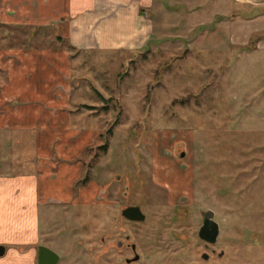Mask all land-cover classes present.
Segmentation results:
<instances>
[{
    "label": "rangeland",
    "instance_id": "1",
    "mask_svg": "<svg viewBox=\"0 0 264 264\" xmlns=\"http://www.w3.org/2000/svg\"><path fill=\"white\" fill-rule=\"evenodd\" d=\"M7 1L0 0V9L9 8ZM152 13L149 46L130 52H76L66 41L57 44L50 26L10 25L4 42L0 22V120L11 79L24 77L23 50H60L71 61L73 80L67 81L75 88L62 83L61 94L70 100V133L90 137L74 144V155L41 164V127L0 126V184L10 176L17 185L19 174L31 167L37 180L31 191H1L0 224L11 223V241L36 237L35 231L39 237H99L102 220L112 225L117 214L126 177L132 197L142 194L149 215L137 237L168 233L172 226L190 235L198 210L211 209L220 225L219 249L226 251L218 264H264V52L231 45L232 22L264 15V0H155ZM262 38L264 31L254 33L248 49ZM181 153L185 159L175 166ZM195 162L200 169L191 174L187 165ZM68 169L75 176L69 200L51 177ZM163 176L173 178L171 197H189L191 222L163 221L168 195L151 184L153 177L164 183ZM30 247L11 242L1 260L12 263Z\"/></svg>",
    "mask_w": 264,
    "mask_h": 264
},
{
    "label": "crops",
    "instance_id": "2",
    "mask_svg": "<svg viewBox=\"0 0 264 264\" xmlns=\"http://www.w3.org/2000/svg\"><path fill=\"white\" fill-rule=\"evenodd\" d=\"M7 2H9L7 10L11 14L8 17L10 23L33 25L38 28L50 26L58 41L57 44L66 41L71 50L76 52L143 50L149 46L152 39V12L155 0H8ZM253 19L258 22L256 26H253L254 21H251ZM253 19L251 18V22H232L231 45L243 47L244 51L251 53L264 52V38L260 39L252 49H248L252 35L264 31V15ZM23 51H25L23 60L27 62L23 66L24 77L22 80L11 79L10 86L5 92L6 100L3 103L4 111L0 126L5 130L22 128L30 130L41 127V132L37 133L36 143L41 164L50 162L51 157L68 158L77 152L74 144H80L84 140V135L86 140L90 138L84 131L77 134L73 132V135L70 133L73 123L68 110L70 100L65 101L61 91L66 90L62 88L64 81L73 80L71 61L60 50ZM69 81H67L69 90H75ZM42 166L40 165L39 168ZM31 168L28 169L27 174H19L17 185L11 182L10 176H7L8 179L3 178L0 194L3 189L9 191L16 188L17 193L20 194L27 186L28 191L36 188L37 180L31 174L33 173ZM62 173L51 175L53 186L69 200L68 195L71 193L75 176L71 174L70 169ZM59 179L61 180L58 181ZM80 189V197H82L83 187ZM50 199L52 198H48L49 201ZM52 201L57 200L53 198ZM2 205L4 202L0 200V217L4 215ZM10 225L9 222L0 224V241L8 244L16 241L33 244L39 237V231H35L36 237L20 236L22 240L11 241V237H14L12 235L14 229ZM15 234V239H18L20 232ZM25 256H27L25 264H31L33 250L27 255L18 253L16 261L9 264H24L21 260ZM0 264L4 263L1 261Z\"/></svg>",
    "mask_w": 264,
    "mask_h": 264
},
{
    "label": "flooded vegetation",
    "instance_id": "3",
    "mask_svg": "<svg viewBox=\"0 0 264 264\" xmlns=\"http://www.w3.org/2000/svg\"><path fill=\"white\" fill-rule=\"evenodd\" d=\"M10 15L7 9H0V22L4 25L1 37L4 42L9 38L10 25H17L9 22ZM0 69L3 70V67L0 66ZM179 157L178 160H173L175 166L178 164L177 161L185 159L183 153ZM187 167H190L188 171L192 174L194 167L199 171L200 164L195 162ZM187 167L182 164V169ZM148 173L151 174L152 171ZM121 176H115L118 182L123 180ZM124 178V187L115 204L117 214L113 216L112 225L103 219L99 237H37L33 244H26L33 250L31 264H218L223 260L226 251L219 249L220 225L216 221L215 211L211 209L198 210L197 226L191 230L190 235L176 233V228L172 226L168 233L154 234L153 237L152 235L137 237L138 227L148 220L149 215L144 210L142 194L138 199L132 197L130 185L127 178ZM162 179L164 183L155 181L153 177L151 184L160 191L158 193L161 194L162 191L164 197L168 195L169 215L163 221L171 225L178 221L191 222L194 211H191L189 206V197L178 196L175 188L176 194L171 197L169 186L173 183V178L163 176ZM146 184L150 189L148 180ZM104 189L106 194L109 187L106 186ZM213 223L219 226L216 236L212 233ZM30 250L22 255L29 254ZM2 251L4 254L0 256V262L9 254L8 243L0 241V253ZM26 259L27 256L23 257L22 263L25 264Z\"/></svg>",
    "mask_w": 264,
    "mask_h": 264
},
{
    "label": "water",
    "instance_id": "4",
    "mask_svg": "<svg viewBox=\"0 0 264 264\" xmlns=\"http://www.w3.org/2000/svg\"><path fill=\"white\" fill-rule=\"evenodd\" d=\"M218 231H219V226H218V224L213 223V226H212V233H213V235L216 236V234H218ZM3 248H4V247H3ZM4 251H5V250H4ZM4 251H2V252L0 253V256H2V255L4 254Z\"/></svg>",
    "mask_w": 264,
    "mask_h": 264
},
{
    "label": "trees",
    "instance_id": "5",
    "mask_svg": "<svg viewBox=\"0 0 264 264\" xmlns=\"http://www.w3.org/2000/svg\"><path fill=\"white\" fill-rule=\"evenodd\" d=\"M252 43V42H251ZM252 45V44H251Z\"/></svg>",
    "mask_w": 264,
    "mask_h": 264
}]
</instances>
